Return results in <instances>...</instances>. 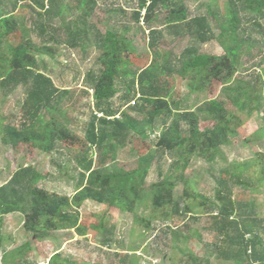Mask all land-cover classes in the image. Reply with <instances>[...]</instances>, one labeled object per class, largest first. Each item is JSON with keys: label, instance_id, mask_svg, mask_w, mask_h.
<instances>
[{"label": "trees", "instance_id": "obj_1", "mask_svg": "<svg viewBox=\"0 0 264 264\" xmlns=\"http://www.w3.org/2000/svg\"><path fill=\"white\" fill-rule=\"evenodd\" d=\"M85 1L87 8L76 22L75 30L71 29V25L66 26L64 23L62 27H56L57 19L64 15L63 10H59L63 9L60 7L63 4H58L57 0H50L47 9L45 2L39 0H16V3L12 4L13 11L19 5L25 4L27 12H31L36 20L31 25L40 30V35L53 34L51 40L81 51L79 53L83 54L85 59L88 57V51L94 48L100 50L103 68L99 72L93 71L87 79L89 87L94 91V102L91 103L94 110L82 130L81 118L71 120L70 111L59 112L58 107L71 96L70 90H61L52 78L39 70V55L32 51L29 44L22 41L19 45L11 47L7 56L0 54V64L10 60L9 73L3 77L5 80L0 84V89L10 93L17 87H23L26 93L25 102L21 105L23 118L18 123L12 120L5 126V142L10 143L14 150L28 146L45 154H53L62 145L65 147L64 143L73 145L82 141L71 129V126L75 128L78 121H81L82 132H76L86 141L83 149H80L82 154L76 158L82 173L72 197L51 194L44 188H38L37 184L45 176L33 166L20 168L10 182L0 187V232L7 216L22 214L25 216L26 231L33 233L38 241H45L50 237V233L63 229H75L79 235L86 236L88 229L81 225L80 209L87 202L117 208L135 216L139 215L142 207L145 208L144 211L149 209L153 214L169 208L175 221L185 218L187 221L192 219L198 222L205 216L203 213L198 217V210L202 209L211 218V229L221 242L214 247V254L217 252L220 258L233 260L235 264H264V243L260 237L259 221L255 217L256 208L250 202L237 203L233 195L236 185L247 187L243 177L251 168H260L259 174L264 182V154L248 162H236L232 164L231 169L221 167L220 180H217L213 200L199 191L195 180L185 176V171L195 157L205 158L210 164L226 161L221 147L231 146V136L245 125L246 117L243 116L253 113L252 110L246 109V103L240 102L244 100L242 96L250 92L244 91L239 98V94L230 90L231 88H226L225 91L234 96L232 100L222 91V95L227 96L229 101L214 98L205 102L198 113L191 114L181 109L179 100L173 105L170 104L171 83L166 79L175 73L184 79L191 75V78L197 81L195 86H190L193 92L202 88L208 78L219 81L224 86L230 85L243 68L242 59L245 53L253 52L252 36L247 37L243 14L249 10L257 22L254 24L262 29L260 20H264V0H227L225 7L221 6L219 0H212L208 15L194 18L187 3L201 0H140L135 20L138 24L144 23L149 27L146 30L149 31L154 50L158 48L159 39L164 38V34L172 27V34H191L201 45L218 41L225 50L224 55L216 56L201 53L195 47L188 48L180 58L171 63H176L174 68L166 67L157 72L151 65L144 70H131L128 62L119 59L132 48L130 41L119 38L117 32L108 31L105 38L98 32L93 35L94 30L86 20L93 17L98 0ZM160 7L169 10L166 28L162 30L154 21L160 17ZM224 8L226 14L223 16V22L221 11ZM212 18L222 20L218 33L210 24ZM25 25H29L28 20ZM17 27L16 16L9 17L5 9L0 10V48L4 41L15 33ZM60 32L65 35L53 38ZM49 43L47 40L46 44ZM124 78L133 79V88L123 100L128 105L136 103V106L129 107L127 111H122L123 108L114 110L111 100L120 91L117 84ZM240 83L243 84L242 81ZM246 85L252 94L264 98V80L260 74ZM8 87L10 89H7ZM85 94L89 96V90ZM69 99L72 100L73 96ZM230 106L235 111H232ZM132 112L146 117L143 121L139 120V117L131 115ZM164 113L173 119L160 134L154 155L144 158L139 168L134 171H125L113 166L119 159V152L127 147L132 136L147 137L148 127H152L156 118ZM57 115L59 117H56ZM202 117L216 123V126L207 132L206 139L203 140L194 134L191 137L184 136L183 124L191 125L194 133L198 134L196 123L203 119ZM142 146L143 154L146 151L144 142ZM94 153L98 155L97 160H94ZM167 154L175 158V165L182 169V174L161 175L162 180L147 189L145 183L153 163ZM178 183L183 184V195L176 198L175 189ZM153 214L146 218L147 226L153 222ZM186 228H190L188 224ZM173 229L177 239L181 231L179 228H176L178 232L174 227ZM209 229L205 228L206 231ZM115 230L113 227L105 229L103 224L93 227V231H102L103 234L111 236L103 242L106 247L113 243ZM188 239L186 236L184 243ZM177 241L183 243L178 239ZM131 249L136 251V248ZM30 250L32 245L26 243L16 250L5 252L2 262L33 264L25 259ZM60 258L63 262L61 264H69L61 255L55 256L54 261H59Z\"/></svg>", "mask_w": 264, "mask_h": 264}, {"label": "rangeland", "instance_id": "obj_2", "mask_svg": "<svg viewBox=\"0 0 264 264\" xmlns=\"http://www.w3.org/2000/svg\"><path fill=\"white\" fill-rule=\"evenodd\" d=\"M39 1L45 2L46 9L50 6V0ZM139 1L98 0L93 17L86 20L94 30L93 35L98 32L102 38H105L108 31L117 32L119 38L130 41L132 49L119 59L122 58L124 62H128V67L131 70H144L150 65L156 72L166 67L174 68L176 63L172 65L171 63L176 58H180L186 49L193 47L201 53L216 56L224 55L225 50L218 41L201 45L191 34L188 35L183 32L172 34L174 32L173 27L164 34V38L159 39L158 48L154 50L149 39V31L146 30L149 27L145 26L144 23L140 25L135 20L136 10H139ZM226 1L219 0L222 7L227 6ZM85 2V0H57L58 4H63L60 5L63 9L59 10H63L64 15L57 19L56 27L60 28L64 23L66 26L71 25V29L75 30L76 22L87 8ZM15 3L16 0H0V10L5 9L9 17L16 16L18 23L15 33L4 41V45L0 48V54H8L11 47L19 45L22 41L29 44L32 51L39 55L37 56L39 70L52 78L61 90H70L71 96H73L72 100L69 99L71 97L69 96L58 107L59 112L62 110L70 111L69 118L71 120H76L77 117L81 118L83 130L85 123L90 120L92 110H94V106H91V103L94 102V91L89 87L87 79L93 71L99 72L103 68L101 51L94 48L92 51H88V57L85 59L83 54L79 53L81 51L73 50L65 44L51 40L53 34L40 35V30L31 25L36 20L31 12H27V8L24 7L25 4L19 5L13 11L12 4ZM211 3L212 0H201L189 2L187 6L194 18L208 15ZM159 11V19L154 21L155 25L162 30V28H166L165 23L169 10L160 7ZM221 14L222 17L226 14L225 8ZM243 16L245 17L243 25L248 31L247 37L252 36L253 52L251 54L245 53L242 59L243 68L230 82V85L224 86L219 81L208 78L202 88H197V91L193 92L190 86H195L197 81H194L191 75H187L186 79L181 78L176 73L170 78L169 76L166 77L171 83L170 104L173 105L179 100L181 109L191 114L198 113L205 102L214 98L220 101L232 100L234 96L225 91L226 88H231L230 90L239 94V98L244 91L250 92L249 94L245 93L242 96L244 100L240 102L246 103V109L252 110L253 113L243 116L246 117L245 125L231 136V146L221 147L226 161L210 164L205 158L195 157L185 171V176L195 180L199 191L212 200L217 188V180H220L221 167L231 169L232 164L236 162H248L264 154V98L252 94L246 85L255 80L259 74L264 80V20H260L263 27L261 29L254 24L257 22L255 18H252L254 15H251L249 10ZM26 20H28L29 25H25ZM220 22H222L221 19L212 18L210 20V24L217 33L221 29L222 24ZM63 35L65 33L60 32L55 34L53 38ZM92 38L94 37L92 36ZM47 40L50 42L49 44H46ZM9 62L8 59L7 62L0 64V84L5 80L3 77L9 73ZM132 81V78H124L121 83L117 84L120 91L111 100L114 110L123 108L122 111H127L129 107L136 106V103L128 105L123 100L133 88L131 86ZM241 81L243 84L240 83ZM87 90H89V96L85 94ZM222 91L230 99L222 95ZM25 99L26 93L23 87H17L10 93L0 89V187L10 182L20 168L33 166L45 176L37 184L38 188H44L51 194L72 197L76 192L77 182L82 173L76 158L82 154L80 149H83L86 143L83 136L76 132V130L82 132L80 130L81 121L76 123L75 128L71 126V129L81 138L80 143L73 145L64 143L65 147L62 145L63 147L61 146L53 154H45L40 150L30 149L28 146H21L20 149L14 150L13 146L4 140V128L12 120L16 123L21 121L23 118L21 105ZM138 101L136 102L138 103ZM231 110L235 111L233 108ZM131 115L139 117V120L142 121L146 117V115H136L134 112ZM46 116L49 117L48 114ZM118 117L120 118L121 114ZM204 117L196 123L198 134L194 133L191 125L188 126L184 123L183 135L191 137L194 134L205 140L207 132L213 129L216 123ZM172 119L166 113L159 115L152 127L150 126L148 127L149 130H146L147 137L139 138L140 136L133 135L127 147L119 152L117 163L112 165L125 171L137 170L144 158H150L151 155H154L159 136L171 124ZM142 142L145 143L146 148L143 154L141 153ZM93 152L98 151L93 150ZM93 157L94 160H97V153H94ZM175 162V158L170 154L155 161L145 183L147 189L152 184L162 180L161 175H181L182 169H178ZM259 170V167L251 168L243 177L247 187L236 185L233 195L237 203L250 202L256 208L255 217L259 221L260 237L264 243V182L261 181ZM175 195L176 198L183 195L182 183H178ZM144 210L145 208L142 207L139 215L135 216L117 208L87 202L80 209L82 214L81 225L88 229L86 236L79 235L75 229H63L50 233V237L45 241H38L33 233L26 231L24 215H9L5 218L0 232V264H3L5 252L16 250L26 243L32 245V250L27 252L25 259L26 262L33 264H61L63 263L61 258L59 261H54L55 256L60 255L69 264H235L233 260L226 261L220 258L217 252L213 253L216 244H221V242L218 235L216 236L211 229V218L202 209L198 210L200 214L198 217H201L203 213L205 216L198 222L192 219L187 221L185 218L175 221L169 208L161 209L158 214L151 213L149 209ZM152 214L153 222L147 226L146 218ZM101 224L104 225L105 229L112 227L116 229L113 243L109 247H106L103 242L111 236L103 234L102 231H93L94 226ZM187 224L189 229L186 228ZM169 225L173 226L175 230L179 228L181 234L178 235L177 239L183 243L178 242L175 238L176 234H173V227H166ZM205 228L210 229L206 231ZM186 236L189 239L184 243ZM131 248H136V251Z\"/></svg>", "mask_w": 264, "mask_h": 264}]
</instances>
